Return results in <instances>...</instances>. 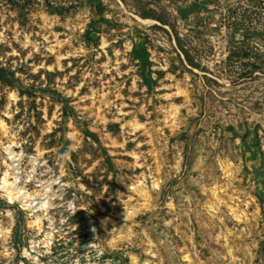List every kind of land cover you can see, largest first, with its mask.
Segmentation results:
<instances>
[{
    "label": "rangeland",
    "instance_id": "obj_1",
    "mask_svg": "<svg viewBox=\"0 0 264 264\" xmlns=\"http://www.w3.org/2000/svg\"><path fill=\"white\" fill-rule=\"evenodd\" d=\"M8 145L0 264H264V0H0Z\"/></svg>",
    "mask_w": 264,
    "mask_h": 264
},
{
    "label": "bare ground",
    "instance_id": "obj_2",
    "mask_svg": "<svg viewBox=\"0 0 264 264\" xmlns=\"http://www.w3.org/2000/svg\"><path fill=\"white\" fill-rule=\"evenodd\" d=\"M2 127L5 129V126L2 125ZM7 130V129H6ZM5 150L7 151L8 159L5 161L8 168L6 170L5 176L2 178V184L0 185V188L5 193V196L8 197L11 202L20 201L23 203L24 206H26L28 209L35 210V209H41L46 207L49 202L50 198L48 200L47 197L50 195H46L51 190L48 186L44 187V194L37 193V192H28L27 190H23L24 187H21L19 185V173L20 171L17 170L20 166V160L21 158L20 153H17L15 149L12 147V145H8ZM31 176V175H29ZM12 178H15V180H12ZM54 183V182H53ZM53 185V184H52ZM139 191L142 192L141 189ZM36 199H39L40 201L37 203H34ZM38 219L35 221H32V223H38L40 216H38ZM41 228V227H40ZM1 232L7 234L8 231L1 230Z\"/></svg>",
    "mask_w": 264,
    "mask_h": 264
}]
</instances>
